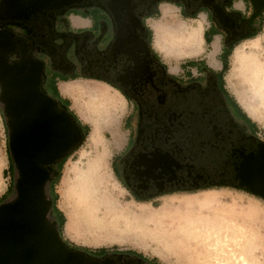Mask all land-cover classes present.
Here are the masks:
<instances>
[{"label":"flooded vegetation","instance_id":"1","mask_svg":"<svg viewBox=\"0 0 264 264\" xmlns=\"http://www.w3.org/2000/svg\"><path fill=\"white\" fill-rule=\"evenodd\" d=\"M256 1L0 0V96L5 69L28 55L43 62L41 89L58 101L59 112H70L63 98L47 91L46 68L60 77L77 75L71 54L83 64L81 75L119 90L139 113L137 134L120 156L122 169L114 165L117 179L135 200L152 202L208 188H236L264 199L252 191L264 187V134L227 89L224 65L172 73L154 50L147 25V16L162 4L178 6L186 17L203 13L210 27L222 30L228 50L254 37L264 24V0ZM71 14L90 18L91 25L73 28ZM46 201L47 223L79 255L80 264H159L119 250L99 253L73 245L55 222L51 200Z\"/></svg>","mask_w":264,"mask_h":264},{"label":"rangeland","instance_id":"2","mask_svg":"<svg viewBox=\"0 0 264 264\" xmlns=\"http://www.w3.org/2000/svg\"><path fill=\"white\" fill-rule=\"evenodd\" d=\"M162 8V18L159 16V20L153 21L155 45L170 68L175 70L185 60L183 57L198 55L203 50L205 15L202 13L192 19L184 17L173 6L165 5ZM71 12L85 14L81 8H72ZM108 41V37L104 38L103 44ZM213 47L211 63L216 64L213 56L218 49V41H214ZM223 51L225 54L220 56L221 67L223 62L228 61L229 49ZM68 59L77 69L78 78L59 83L58 73L49 72L48 68L46 72L50 83L60 84L58 88L63 92L61 95L70 101L68 105L64 100L69 110L88 124L90 131L84 142L82 135L80 141L68 151L71 155L64 164L60 179L59 160L44 165L50 173L44 187L45 198L51 200L53 210L56 204L54 191L59 193L57 205L66 217L62 231L64 237L73 245L90 250L102 247L110 251L135 250L148 258L158 259L161 264H212L208 250L203 245L202 240L207 236L204 234L209 235L210 228L222 226L227 220H232L249 236V264H264L262 197L236 188L178 192L164 195L152 202L135 200L129 194L117 179L114 165L119 170L122 169L120 156L130 148L137 134L139 113L134 112V108L119 90L101 82L102 80L96 81L98 79L81 75L83 64L73 55L69 54ZM197 65L199 71H208L211 67L207 61H201ZM261 71H264V29L254 38L244 40L234 47L229 69L225 72L227 89L236 97L248 116L258 123L259 130L264 134V98L255 96L258 92L264 93L263 77L258 74ZM46 88L50 93L54 91L52 85ZM4 108L5 104L0 105V197L15 177L17 180L16 186L11 188L12 191L4 202L7 203L18 196L21 172L17 164L13 178L8 172L11 160L8 143L10 129L7 130L9 118ZM62 187L74 190L77 195L74 205L84 207L83 210L80 209L81 229H66V210H69V206H65L66 210L60 207L62 199L59 190ZM169 199L174 204L163 205ZM110 202L116 203L119 210L125 209V212L133 214L132 222H129L130 229L124 237L110 230L109 225L116 219L103 216L107 214ZM58 215L55 210L53 216L59 228L61 217ZM198 224L196 229L192 228V225ZM195 240L198 242L195 243Z\"/></svg>","mask_w":264,"mask_h":264},{"label":"water","instance_id":"3","mask_svg":"<svg viewBox=\"0 0 264 264\" xmlns=\"http://www.w3.org/2000/svg\"><path fill=\"white\" fill-rule=\"evenodd\" d=\"M9 67L1 100L21 178L17 198L0 206V264H80L79 255L47 223L44 193L50 177L44 165L80 141L79 123L70 112H59L58 101L41 89L43 62L25 55ZM252 191L264 197V187Z\"/></svg>","mask_w":264,"mask_h":264},{"label":"bare ground","instance_id":"4","mask_svg":"<svg viewBox=\"0 0 264 264\" xmlns=\"http://www.w3.org/2000/svg\"><path fill=\"white\" fill-rule=\"evenodd\" d=\"M258 74L262 75L264 81V71L258 72ZM4 76H5V72H4ZM262 91L264 92V89ZM255 96H258L260 99H263L264 93L258 92L255 94ZM59 191L61 193V199H62L60 201V207L66 210L65 206L66 205L69 206V210H66L68 214L66 229L67 230L81 229L83 226L80 223L81 221L80 209L83 210L84 207H76V205H74V202L77 199L76 198L77 195L75 191L74 190L72 191L70 189L65 190L63 187ZM65 199H67V202ZM168 204H174L173 200L169 199L163 205H168ZM88 205L89 204L86 202V206ZM76 208L78 209V211ZM106 211L107 214L103 215L104 217H112L116 219L114 222H112L109 225L110 230L112 232H115L117 235L121 237L127 235L130 229L129 222H132L131 217L133 214H131L129 211L125 212V209L119 210V207L114 202H110L109 206L107 205ZM198 226L199 224L192 225V228L196 229ZM204 235L207 236H205L204 239L202 240L204 242L203 245L205 249L208 250L209 253L208 257L213 262L212 264H249L250 263V259L248 257V250H249L248 246L250 240L247 239L249 238V236L234 221L227 220L224 224H222V226L218 225L215 226V228L213 227L210 228L209 235L207 233ZM197 242L198 241L195 240V243Z\"/></svg>","mask_w":264,"mask_h":264},{"label":"crops","instance_id":"5","mask_svg":"<svg viewBox=\"0 0 264 264\" xmlns=\"http://www.w3.org/2000/svg\"><path fill=\"white\" fill-rule=\"evenodd\" d=\"M169 5L173 6L174 9L177 8L179 10L178 6L173 5V4H169ZM236 6L238 8L242 7L241 4H239V3H236ZM162 7H163V4L160 7H158L151 15L147 16V25H148L149 33L151 35L152 46H153L154 50L156 52L160 53L162 55V57H163V54L159 51V49L155 45V33L156 32H155V29H154V26H153V21L159 20V16H160V18H162V15H163V11H162L163 8ZM182 15L184 17H186L184 14H182ZM199 16H201V14ZM197 17L198 16H188L187 18L196 19ZM69 19H70V24H71V26L73 28L89 27L91 25V19L88 18V17L82 16V15L71 14ZM263 29H264V24L255 33L256 34L255 36H257ZM203 37H204L203 50L198 55H194V56H190V57H183V58H185V60L180 63V65L178 66L177 70H172L170 68L169 64L165 61L168 64V66H169L170 70L172 71V73H180L181 70L183 68H185V67H188V69L192 70L193 73H196V71L198 70L196 65L199 62H201V61L202 62L207 61L209 67L211 66L210 68H213V67L215 69L221 68V57L220 56L225 54V51H223V49L225 50V45H224L225 42H224L222 30H220L219 28L215 29L214 27H210V21H209V19H206V15H205L204 26H203ZM254 37H251V38H248V39H252ZM215 40L218 41V49L215 52L213 57L215 58L217 63L216 64H212L211 63V61H212L211 52L214 49L213 43H214ZM245 40H247V39H245ZM242 41H244V40H242ZM242 41H240V42H238L236 44H239ZM231 49H232V46L229 49L228 61H230V56H231V54L233 52L232 51L230 53ZM163 59H164V57H163ZM188 61H195V64L192 65ZM224 64H225V62H223V65ZM59 83H58V86L60 88V84ZM60 92H61V94H63L61 89H60ZM127 103H128V101H127ZM125 144H126V142H125ZM210 189H212V188H210ZM207 190H209V188ZM201 191H203V190H201ZM187 193H193V192H187Z\"/></svg>","mask_w":264,"mask_h":264},{"label":"trees","instance_id":"6","mask_svg":"<svg viewBox=\"0 0 264 264\" xmlns=\"http://www.w3.org/2000/svg\"><path fill=\"white\" fill-rule=\"evenodd\" d=\"M255 36V35H254ZM237 44H234L232 45V49L230 50V53L233 51L234 47L236 46ZM190 64H195V61H188ZM229 69V61H227V63L224 64V72H226L227 70ZM78 78L77 75L75 76H68V75H63L61 76L57 82L59 81H67V80H70V79H76ZM50 85H52V88H53V94L58 97V98H64V100L67 102L68 105H70V101L68 98L66 97H63L59 91V88H58V84L55 82V83H51ZM237 106L242 110V112L244 113L245 116H247L248 118L252 119L250 116H248V114L246 113V111L242 108V106L237 102ZM70 113L75 117V119H77L78 123L81 125V127L84 128V132H83V140L82 142H84V140L86 139L89 131H90V127L88 124L86 123H83L79 117L72 111H70ZM7 130H9V127H7ZM8 143H9V139H8ZM71 155V153H67L64 157H62L60 160H59V164H60V168H59V173H58V179L61 178L62 176V171H63V167H64V164L65 162L68 160L69 156ZM10 157H11V160H10V165H9V174H10V177L13 178V176H15V170H16V163L13 159V156L11 154V151H10ZM17 184V180H16V177L14 178L13 180V183L11 181L8 189L6 190V192L0 197V204L1 203H4L5 201H7V197H8V193L12 191L11 188H13L14 186H16ZM54 188L56 189V186H54ZM197 189H193L192 191H195ZM55 192V208L52 210V212H57V214H59L58 216L61 217V224H60V231H63V228L65 226V222H66V217H65V214L64 212L58 207L57 205V202H58V199H59V193L54 191ZM112 250H116V249H112ZM96 252H99V253H105V252H108L110 251V249L108 248H105V247H102V248H99V249H95ZM121 253H125V254H131V255H137L139 257L142 258V256H144L142 253L140 252H137L135 250H119ZM154 260H158L156 258H153ZM159 264H161L159 262Z\"/></svg>","mask_w":264,"mask_h":264}]
</instances>
